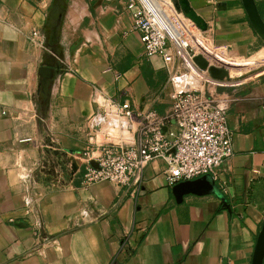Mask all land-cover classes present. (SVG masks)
I'll use <instances>...</instances> for the list:
<instances>
[{
    "label": "crops",
    "instance_id": "0c3cea01",
    "mask_svg": "<svg viewBox=\"0 0 264 264\" xmlns=\"http://www.w3.org/2000/svg\"><path fill=\"white\" fill-rule=\"evenodd\" d=\"M168 1L241 59L234 68L259 62L245 81L209 87L230 101L233 147L210 177L215 192L180 196L179 184L203 176L169 186L160 161L135 197L73 171L85 152L136 144V121L118 106L164 114L171 104L165 64L143 57L126 0H0V264H252L264 222V45L240 0ZM254 2L264 22V0Z\"/></svg>",
    "mask_w": 264,
    "mask_h": 264
},
{
    "label": "built area",
    "instance_id": "2783aa9c",
    "mask_svg": "<svg viewBox=\"0 0 264 264\" xmlns=\"http://www.w3.org/2000/svg\"><path fill=\"white\" fill-rule=\"evenodd\" d=\"M126 11L132 30L139 35L143 57H160L165 64L171 104L164 114L133 112L126 102L118 106L116 115L136 121V144L105 145L96 157L90 152L77 156L82 185L106 182L135 197L144 170L153 161L163 164L169 186L201 176L214 179L232 156L233 147L227 127L230 101L212 96L209 87H232L242 82H232L236 69L233 59L198 36L196 25L168 0H126ZM37 38L38 32L33 31L28 40L37 44ZM197 56L209 67L225 70L228 78L212 79L194 63Z\"/></svg>",
    "mask_w": 264,
    "mask_h": 264
},
{
    "label": "water",
    "instance_id": "95a60500",
    "mask_svg": "<svg viewBox=\"0 0 264 264\" xmlns=\"http://www.w3.org/2000/svg\"><path fill=\"white\" fill-rule=\"evenodd\" d=\"M240 1L244 8V11L246 13V16L248 18L252 30L264 45V22L258 13L254 0H240ZM174 7L176 8V10L179 11V9L175 5ZM183 15L187 19L192 21L197 27H199L202 30L204 29V26L201 25L200 18H198L193 11H189L187 14H183ZM194 63L201 70H207L209 76L214 80L223 81L224 79L228 78V73L225 70L217 69L211 66L209 67L207 62L200 56L194 58ZM92 165L96 167L94 163H92ZM77 169L78 166L75 165L73 167V171H76ZM176 192L180 196L187 193L204 195L215 192V187L210 176H203L198 180L179 184L176 188ZM263 258H264V222L256 239L255 248L252 257V264H262Z\"/></svg>",
    "mask_w": 264,
    "mask_h": 264
},
{
    "label": "rangeland",
    "instance_id": "374dc122",
    "mask_svg": "<svg viewBox=\"0 0 264 264\" xmlns=\"http://www.w3.org/2000/svg\"><path fill=\"white\" fill-rule=\"evenodd\" d=\"M173 4V3H172ZM174 5V4H173ZM180 12V11H179ZM181 13V12H180ZM198 33V36L202 37L206 43L210 44L211 46H215L213 45V43L211 42V39L205 37L204 35H202L201 33L197 32ZM222 50V49H221ZM223 51V50H222ZM230 57V56H229ZM232 58V57H230ZM233 60H241V59H234L232 58ZM258 64L259 62H254L253 65H250V66H246V67H243V68H236L234 69V72L236 74L233 73V80L232 82L235 83V82H238V81H243L245 79H247L248 77H251L253 75V72L256 71V69L258 68ZM238 72V73H237Z\"/></svg>",
    "mask_w": 264,
    "mask_h": 264
}]
</instances>
